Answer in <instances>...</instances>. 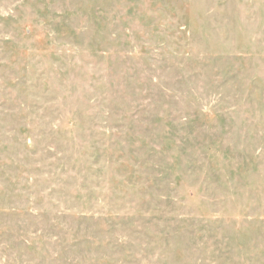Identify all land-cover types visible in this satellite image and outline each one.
Listing matches in <instances>:
<instances>
[{"label": "rangeland", "instance_id": "374dc122", "mask_svg": "<svg viewBox=\"0 0 264 264\" xmlns=\"http://www.w3.org/2000/svg\"><path fill=\"white\" fill-rule=\"evenodd\" d=\"M0 264H264V0H0Z\"/></svg>", "mask_w": 264, "mask_h": 264}]
</instances>
